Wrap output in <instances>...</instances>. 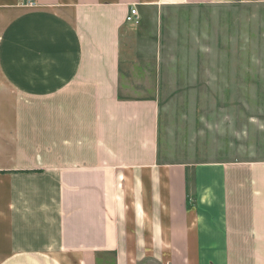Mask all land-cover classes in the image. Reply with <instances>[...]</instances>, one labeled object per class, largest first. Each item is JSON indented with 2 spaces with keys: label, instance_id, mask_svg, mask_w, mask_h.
<instances>
[{
  "label": "crops",
  "instance_id": "1",
  "mask_svg": "<svg viewBox=\"0 0 264 264\" xmlns=\"http://www.w3.org/2000/svg\"><path fill=\"white\" fill-rule=\"evenodd\" d=\"M229 4L264 0H0V264H264V163L239 226L231 166L163 162L122 93L130 8Z\"/></svg>",
  "mask_w": 264,
  "mask_h": 264
},
{
  "label": "rangeland",
  "instance_id": "2",
  "mask_svg": "<svg viewBox=\"0 0 264 264\" xmlns=\"http://www.w3.org/2000/svg\"><path fill=\"white\" fill-rule=\"evenodd\" d=\"M139 15L140 25L129 27L132 74L122 93L157 100L163 162L231 166L232 216L244 227L249 168L264 163V4Z\"/></svg>",
  "mask_w": 264,
  "mask_h": 264
},
{
  "label": "built area",
  "instance_id": "3",
  "mask_svg": "<svg viewBox=\"0 0 264 264\" xmlns=\"http://www.w3.org/2000/svg\"><path fill=\"white\" fill-rule=\"evenodd\" d=\"M125 22L131 26L137 27L140 24V18L137 12V9L132 7L128 11L126 17H125Z\"/></svg>",
  "mask_w": 264,
  "mask_h": 264
}]
</instances>
